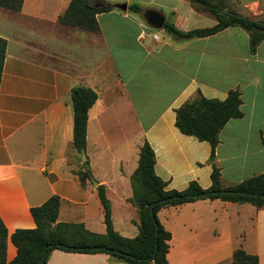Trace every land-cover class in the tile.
<instances>
[{
	"label": "crops",
	"instance_id": "0c3cea01",
	"mask_svg": "<svg viewBox=\"0 0 264 264\" xmlns=\"http://www.w3.org/2000/svg\"><path fill=\"white\" fill-rule=\"evenodd\" d=\"M115 9L96 14L98 32L61 24L70 0H23L20 11L0 7L6 40L0 80V218L7 229L6 259L17 247L16 229L36 226L31 207L60 198L58 222L82 223L104 234L97 186L110 203L113 230L139 232L141 187L134 172L146 140L154 170L167 189L190 181L211 185V146L175 126V109L199 90L224 99L241 92L243 116L219 132L215 163L224 185L264 172V40L249 52L248 33L227 27L206 37L175 39L151 27L147 9L187 31L213 26V15L188 0H106ZM126 3V10L116 7ZM138 4L133 12L128 6ZM238 13L264 19V0H229ZM157 34V38L153 35ZM89 87L97 99L88 111L85 154L91 177L73 148L71 89ZM96 181V185L91 181ZM171 238L167 264H233L241 247L264 264V207L198 199L157 211ZM46 264H127L105 252L52 249ZM153 264V263H150Z\"/></svg>",
	"mask_w": 264,
	"mask_h": 264
},
{
	"label": "trees",
	"instance_id": "16d2710c",
	"mask_svg": "<svg viewBox=\"0 0 264 264\" xmlns=\"http://www.w3.org/2000/svg\"><path fill=\"white\" fill-rule=\"evenodd\" d=\"M203 12L213 15L216 23L210 27L180 30L165 21L163 28L175 39H191L216 34L227 27L244 29L249 36V52L255 54L264 40V19H253L238 13L229 0H188ZM23 0H0V7L20 11ZM129 10H140L138 4L128 6ZM115 9L106 0H70L65 11L58 17L61 24L98 32L96 14ZM6 40L0 38V80ZM97 99V93L89 88L75 86L71 89L70 100L73 108V141L76 152L81 155L85 148L88 111ZM241 92L238 88L228 90L224 99L207 98L199 90L190 99L175 109V126L178 130L211 146V185L201 187L197 181H190L183 190L167 189L154 170L155 152L145 140L140 148L138 165L134 175L141 187L137 203L140 227L133 238L117 234L112 227L110 203L104 187L97 186V193L104 210L106 232L97 234L85 229L82 223L58 222L60 198L50 196L44 203L31 207L36 226L30 229H16L11 241L17 247V254L6 259L7 229L0 218V264H46L52 249L74 252H105L127 264H167V252L171 234L157 218V211L166 206H178L198 199H221L234 203H250L264 207V172L246 178L238 183L224 185L220 168L215 163V149L219 143V132L232 118H240L243 112ZM86 160L83 169L77 171L82 184L91 177ZM153 203L150 212L149 205ZM157 233V234H156ZM155 240L157 243L155 244ZM48 245L43 257L44 248ZM233 264H259L258 256L247 253L241 247L234 250Z\"/></svg>",
	"mask_w": 264,
	"mask_h": 264
},
{
	"label": "water",
	"instance_id": "95a60500",
	"mask_svg": "<svg viewBox=\"0 0 264 264\" xmlns=\"http://www.w3.org/2000/svg\"><path fill=\"white\" fill-rule=\"evenodd\" d=\"M116 7L119 8V9H121V10H126L127 5H126V3H119V4L116 5ZM143 17L145 18V20L147 21V23L151 27H153L155 29H161V28H163V26L165 24V16L161 12H159L157 10L147 9L144 12ZM81 160L83 162L86 161V154H85L84 149L81 150ZM91 181L94 183V185H96V181L95 180H93L91 178ZM152 206H153V203H151L149 205L150 212L152 211ZM156 243H157V240H155V244ZM47 248H48V245L44 248L43 257L45 255V252H46V249Z\"/></svg>",
	"mask_w": 264,
	"mask_h": 264
},
{
	"label": "built area",
	"instance_id": "2783aa9c",
	"mask_svg": "<svg viewBox=\"0 0 264 264\" xmlns=\"http://www.w3.org/2000/svg\"><path fill=\"white\" fill-rule=\"evenodd\" d=\"M153 37H154V38H157V34H154Z\"/></svg>",
	"mask_w": 264,
	"mask_h": 264
},
{
	"label": "rangeland",
	"instance_id": "374dc122",
	"mask_svg": "<svg viewBox=\"0 0 264 264\" xmlns=\"http://www.w3.org/2000/svg\"><path fill=\"white\" fill-rule=\"evenodd\" d=\"M159 29H157L156 31H158Z\"/></svg>",
	"mask_w": 264,
	"mask_h": 264
}]
</instances>
